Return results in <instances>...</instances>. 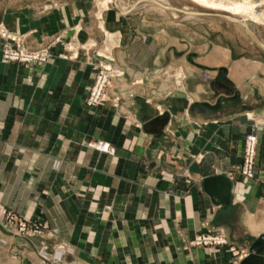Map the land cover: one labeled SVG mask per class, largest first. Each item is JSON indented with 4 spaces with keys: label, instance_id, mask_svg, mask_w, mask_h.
<instances>
[{
    "label": "crops",
    "instance_id": "1",
    "mask_svg": "<svg viewBox=\"0 0 264 264\" xmlns=\"http://www.w3.org/2000/svg\"><path fill=\"white\" fill-rule=\"evenodd\" d=\"M87 4L0 0V24L30 49H49L44 62H7L0 37V202L22 213L33 208L48 226L41 237L4 236L15 252L8 262L0 253V264H22L24 253L36 259L42 241L69 244V264H240L264 235V82L241 63L228 67L224 48L188 46L166 23L146 30L138 11H120L122 21L106 9L101 22L126 38L109 45L123 74L112 78L108 100L86 112L93 66L82 42L100 36ZM168 70L183 78L175 82ZM226 79L240 92L238 105L189 112L193 102L211 101V82ZM165 114V125L154 121ZM250 131L258 138L257 172L244 181L239 167ZM90 140L108 142L114 153ZM212 175L230 181L228 204L205 190ZM201 234H222L226 243H192Z\"/></svg>",
    "mask_w": 264,
    "mask_h": 264
},
{
    "label": "rangeland",
    "instance_id": "2",
    "mask_svg": "<svg viewBox=\"0 0 264 264\" xmlns=\"http://www.w3.org/2000/svg\"><path fill=\"white\" fill-rule=\"evenodd\" d=\"M86 1L88 8L94 19H97L99 23V27H97V31L100 36L98 39H87L82 42V47L84 49V59L86 62H92L93 72H92V81L89 85L87 92L82 100V105L86 112H94L95 109L101 105V103L92 101V92L93 88L96 86L98 80L105 78L107 79L105 87H103L102 92H106V89L110 85L109 82L112 80V76L117 75L121 76L123 71H121L114 63V59L112 54L110 53V44L114 46H122L125 44V36L121 32V29L117 26H108L106 23L103 24L101 22V13L103 10H112L114 7L112 4H108L107 7H104L100 4V0H83ZM126 4H130L132 2H136L138 0H123ZM171 5L177 7L179 10H196V11H206L203 7L193 4L189 0H169ZM46 7H54L53 3H49ZM114 9V8H113ZM146 10V9H144ZM152 10V9H151ZM136 13V12H135ZM137 18H139L142 26L147 30L148 28H152L154 24L157 23H166V28L170 30L174 35H177V38L182 40L180 43L187 44L189 46H198V48H203L205 44L214 45L219 49H225L228 53L230 52V62L228 63V67L232 66L234 63H241L244 71L246 67L248 68L250 77H254L259 82H264V50L258 47L255 43H253L250 39H248L244 34V29L242 26L235 24L231 21L214 19L211 17H205L201 20H171L169 16H166V21L163 22V16L159 15L158 11H141L137 12ZM128 14V13H126ZM162 14V13H160ZM167 14V13H166ZM179 15L181 13L178 12ZM145 16V19H144ZM136 18V17H134ZM260 33L264 39V26L257 25ZM75 28V26L73 27ZM3 29L7 32L6 36L0 37L2 38V47H1V57L3 60L7 62H18L20 64L26 65L32 62H44L49 56V49L46 47L42 50H32L30 49L24 41V38L20 35L13 34L9 30L5 29L0 24V30ZM12 36L11 38L8 36ZM74 35H71V41L67 44L68 49H72L76 44ZM83 39L86 37L84 30H82ZM58 41V38H56ZM145 40V39H144ZM7 46L11 48V50H16L18 47H23L29 53H34L40 56H43L41 60L34 61H22L20 58H8L5 57V49H8ZM208 48V45H207ZM9 50V49H8ZM18 50H16L17 52ZM201 52V51H199ZM263 68V69H262ZM115 71L116 73H113ZM224 71V70H223ZM114 74V75H113ZM238 75V72L236 73ZM220 77H227L228 74L221 73L217 74ZM232 75V74H231ZM164 76L174 78V81L181 80V76L176 78L175 72H171L170 70L164 72ZM181 78V79H180ZM109 83V84H108ZM179 85V84H178ZM208 92L211 93L210 88H208ZM210 95H207L209 98ZM247 118V117H246ZM251 132V131H250ZM253 132V131H252ZM249 133V132H248ZM247 134V133H246ZM245 134V135H246ZM255 134V133H254ZM256 135V134H255ZM100 140L94 141L90 140L88 145L93 147L95 143H98ZM244 147V145H243ZM94 148V147H93ZM242 157V156H241ZM242 163V162H241ZM257 170V169H256ZM257 172V171H256ZM239 173L241 174V165L239 167ZM243 177V176H242ZM255 178V177H254ZM244 179V178H243ZM35 199V198H34ZM48 233V226L46 223V218L42 215V213H35V209L33 208L28 211L22 213L20 210L15 207L6 208L0 202V253L1 258L4 261H7L8 257H12V253H14L13 246L10 248L9 244H6L3 241V237L7 238L11 236H19V237H33V236H44ZM203 234L199 235L202 236ZM6 244V245H4ZM63 244L64 250L60 253L59 256L60 261H58L57 255L60 250V246ZM4 245V246H3ZM69 244L59 243V244H51L47 242L46 244L42 241L39 244L37 250V258H31L27 253L22 254V264H69L71 261L72 253L68 249ZM42 252L43 254H40ZM18 253V252H17ZM57 253V254H56ZM245 253V252H244ZM248 254V253H247ZM245 257V256H244ZM64 263H63V259ZM9 261V259H8ZM7 261V262H8ZM18 261V260H17ZM67 261V262H65Z\"/></svg>",
    "mask_w": 264,
    "mask_h": 264
},
{
    "label": "bare ground",
    "instance_id": "3",
    "mask_svg": "<svg viewBox=\"0 0 264 264\" xmlns=\"http://www.w3.org/2000/svg\"><path fill=\"white\" fill-rule=\"evenodd\" d=\"M189 1L195 5L203 7L206 11L185 10V9L177 10L178 8L172 6L169 0H150V1L141 0V1L132 2L130 4H126V2H124L123 0H100V4H102L104 7H107L108 4H112L114 6L113 8L116 10L114 11L116 13V16L122 21L126 20V18L124 17L127 16H122V17L118 16V13L120 11L124 14L128 13L131 15V13L134 14L135 12L144 9L146 10L152 9L154 11H158L159 13L169 16V18H171V20L173 19L174 21L177 19L196 21V20H201L205 17H211L223 21L224 20L223 15H229L231 17H236L243 21L244 24L240 22H234V23L243 27L245 36L248 39H250L253 43H255V41L249 35L248 32L254 33L255 38H257L261 43H264V39L257 26V25L264 26V0H189ZM178 12L181 13V15H179ZM255 44L258 47H260L257 43ZM261 49L264 50L263 48ZM104 100L105 101L108 100L106 92H104L103 95V101ZM245 117L251 118L252 115L248 113L245 114ZM256 139L258 140L257 136ZM62 250H64L63 244L60 246V250L56 258L58 261H60L59 256H61L60 253H62ZM40 254L43 253L40 252ZM9 264H15V263L12 260L9 262Z\"/></svg>",
    "mask_w": 264,
    "mask_h": 264
},
{
    "label": "water",
    "instance_id": "4",
    "mask_svg": "<svg viewBox=\"0 0 264 264\" xmlns=\"http://www.w3.org/2000/svg\"><path fill=\"white\" fill-rule=\"evenodd\" d=\"M141 1V0H138ZM150 1V0H145ZM177 9V8H176ZM179 10V9H177ZM224 20L231 22L243 21L231 17L229 15H223ZM261 48L264 49V43H261L255 38L254 33L248 32ZM216 85L213 82L210 83L211 97L210 100L195 101L191 104L189 112L200 113L203 115L212 114L220 109L231 108L240 102V92L234 89L233 83L226 79L225 82L216 80ZM168 120V115H160L155 118L154 121H160L162 125H165ZM205 190L209 193L212 200L215 203L228 204L230 196V181L223 175L208 176L203 181ZM264 235H260L255 242L248 248V254L240 261V264H264Z\"/></svg>",
    "mask_w": 264,
    "mask_h": 264
},
{
    "label": "built area",
    "instance_id": "5",
    "mask_svg": "<svg viewBox=\"0 0 264 264\" xmlns=\"http://www.w3.org/2000/svg\"><path fill=\"white\" fill-rule=\"evenodd\" d=\"M0 34L2 36H6L7 32L3 29L0 30ZM10 38L12 36L8 35ZM9 49H5L6 56L8 58H20L22 61H34V60H41L43 56L29 53L26 49L23 47H18L16 50H11L9 46H7ZM113 73H116L113 71ZM114 75V74H113ZM113 77V76H112ZM107 79L102 78L98 80L96 83V86L93 88L92 92V101L101 103L103 102V95L104 92H102L103 87H105ZM110 83V82H109ZM108 83V84H109ZM105 101V100H104ZM254 132H249L244 136V147L242 149V163H241V174L245 180L253 179L256 175V169H257V162H256V156H257V146H258V140L256 139ZM93 147L96 150H100L102 152H107L112 154L114 148L105 141H99L98 143H95ZM194 244H222L226 243L225 237L222 234L217 235H202L197 236L194 241H192Z\"/></svg>",
    "mask_w": 264,
    "mask_h": 264
},
{
    "label": "flooded vegetation",
    "instance_id": "6",
    "mask_svg": "<svg viewBox=\"0 0 264 264\" xmlns=\"http://www.w3.org/2000/svg\"><path fill=\"white\" fill-rule=\"evenodd\" d=\"M219 77H220V75H218V78L217 79H219Z\"/></svg>",
    "mask_w": 264,
    "mask_h": 264
}]
</instances>
